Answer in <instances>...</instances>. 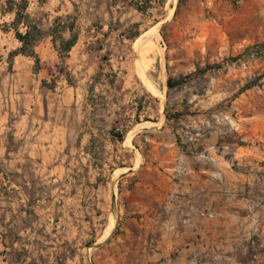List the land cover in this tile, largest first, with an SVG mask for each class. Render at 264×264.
I'll use <instances>...</instances> for the list:
<instances>
[{
  "label": "crops",
  "instance_id": "obj_1",
  "mask_svg": "<svg viewBox=\"0 0 264 264\" xmlns=\"http://www.w3.org/2000/svg\"><path fill=\"white\" fill-rule=\"evenodd\" d=\"M158 3L6 4L0 264H222L224 170L203 165L219 156L183 150L166 126L124 123L130 110L112 99L128 95L111 77Z\"/></svg>",
  "mask_w": 264,
  "mask_h": 264
},
{
  "label": "rangeland",
  "instance_id": "obj_2",
  "mask_svg": "<svg viewBox=\"0 0 264 264\" xmlns=\"http://www.w3.org/2000/svg\"><path fill=\"white\" fill-rule=\"evenodd\" d=\"M12 2L0 0V56L14 52L4 18ZM152 11L123 56L124 73L111 77L128 90L113 102L129 108L124 123L166 126L183 150L219 156L203 165L224 170L222 264H264V0H160ZM143 38L151 48L140 54Z\"/></svg>",
  "mask_w": 264,
  "mask_h": 264
},
{
  "label": "trees",
  "instance_id": "obj_3",
  "mask_svg": "<svg viewBox=\"0 0 264 264\" xmlns=\"http://www.w3.org/2000/svg\"><path fill=\"white\" fill-rule=\"evenodd\" d=\"M22 7H24V6H22ZM21 11H22V9L19 11L20 14H21ZM16 34H17V37H18V38H20L21 40H23L26 44L28 43V36H29V33L23 34L22 32L17 31ZM263 45H264V44H263ZM21 50H22V51H25V50H26L25 45L22 47ZM13 54H14V52L11 53V55H13ZM168 84H169L170 87H172V86H174L176 83H175L174 81H172V79L170 78V79L168 80Z\"/></svg>",
  "mask_w": 264,
  "mask_h": 264
},
{
  "label": "bare ground",
  "instance_id": "obj_4",
  "mask_svg": "<svg viewBox=\"0 0 264 264\" xmlns=\"http://www.w3.org/2000/svg\"><path fill=\"white\" fill-rule=\"evenodd\" d=\"M151 41H150V39L149 38H143L142 40H141V43H140V54H145L144 52H147L148 50H146V48L147 47H149V48H151V43H150ZM155 46V45H154ZM155 48H153V50H154ZM156 50V49H155ZM149 52V51H148ZM151 52V51H150ZM147 59V58H146ZM147 77V76H146ZM148 78V77H147ZM164 78V77H163ZM149 126V125H148ZM148 126H146V127H148ZM139 127H141V126H139ZM132 132V131H131ZM130 135V134H129ZM128 135V136H129Z\"/></svg>",
  "mask_w": 264,
  "mask_h": 264
}]
</instances>
